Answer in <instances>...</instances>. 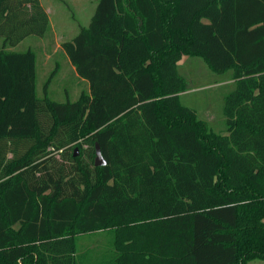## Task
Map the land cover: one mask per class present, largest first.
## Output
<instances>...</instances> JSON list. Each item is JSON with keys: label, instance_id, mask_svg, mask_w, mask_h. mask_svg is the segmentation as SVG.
Instances as JSON below:
<instances>
[{"label": "trees", "instance_id": "trees-1", "mask_svg": "<svg viewBox=\"0 0 264 264\" xmlns=\"http://www.w3.org/2000/svg\"><path fill=\"white\" fill-rule=\"evenodd\" d=\"M49 35L39 0H0V264H77L106 230L113 264L264 261V0H98L60 46L87 84L63 103L9 50ZM185 56L231 71L226 134L181 103Z\"/></svg>", "mask_w": 264, "mask_h": 264}, {"label": "rangeland", "instance_id": "rangeland-1", "mask_svg": "<svg viewBox=\"0 0 264 264\" xmlns=\"http://www.w3.org/2000/svg\"><path fill=\"white\" fill-rule=\"evenodd\" d=\"M80 1L58 0V4L61 6L58 7L59 14L53 17L54 21L61 24L62 16H69L70 23H73L75 18L78 17V9L82 5L89 6L90 3L93 4V0H86V2H83L84 4H80ZM76 3L78 9L75 5ZM81 18L85 19L83 16ZM58 23L56 25L54 24V26L58 27ZM71 26L73 27V25ZM81 27L85 26H79L75 36ZM69 30L70 28L64 31L65 37L70 35ZM58 32L60 33V31ZM49 38H45L43 43L38 42L35 45L33 40L36 38L28 37L9 50L15 52L32 50L34 52L36 57L35 91L37 98L43 99L44 96H47L49 99L58 103H63L67 99L71 101L76 100L80 92L87 89V85L75 77V72L67 62L68 59L64 57L60 47L64 39L58 38L55 44L53 36L51 39ZM1 44L2 42L0 40V49ZM47 51L50 56L48 60H46L47 58L44 55ZM185 58L183 61L181 60L182 62L179 63L178 68L179 74L184 78L187 89L180 97L181 103L193 110L198 119L208 123L211 130L216 134L224 135L226 127L224 121L222 119L219 121V118L222 116L223 98L233 90V85L228 83L231 79V71L216 74L211 72L199 57L185 56ZM56 68L57 70L54 74ZM52 73V81L47 87L46 82ZM249 85L254 88V82L249 83ZM207 114L210 116L213 115V117L215 116L216 119H211L212 121L208 120L204 116ZM112 239L113 233L111 230L79 236L77 238V264H113L116 254L112 248ZM246 264H264V261L251 260Z\"/></svg>", "mask_w": 264, "mask_h": 264}, {"label": "crops", "instance_id": "crops-1", "mask_svg": "<svg viewBox=\"0 0 264 264\" xmlns=\"http://www.w3.org/2000/svg\"><path fill=\"white\" fill-rule=\"evenodd\" d=\"M86 2V0H81L80 1V4L82 3V4H84L83 2ZM39 3H40V6L42 7V9L44 10V12L47 14V17H48V21H49V25H50V35H49V39H51L52 38V36H53V41L55 42V44L57 43V40H58V38H60V39H64L62 42H64V41H66V40H71L74 36H75V34H76V31H77V29L79 28V26H85V27H81V28H86V27H88V25L90 24V22H91V19H92V17H93V15H94V12H95V9H96V6H97V3H98V0H93V4H91L90 3V5L88 6H85V5H82L81 6V8L80 9H78V7H77V3L75 4L76 5V7H77V9H78V17L77 18H75V21H73V23H70V20H69V16H65V17H63L62 16V14H61V16H62V18H61V24H59L58 22H56V21H54V16H56V14H59V10H58V7H60L61 5L60 4H58V0H39ZM61 9V8H60ZM77 11V10H76ZM84 17L85 19H82L81 17ZM56 23H58V27H56V26H54V24L56 25ZM71 25H73V27L71 26ZM70 28V30H69V33H70V35L69 36H64V31L65 30H67V29H69ZM58 31H60V33L58 32ZM57 32V33H56ZM61 32H63V33H61ZM59 34V35H58ZM31 38H33V37H31ZM36 38V37H35ZM48 40V39H47ZM43 41H44V39L42 38H36L35 40H33V42L35 43V45L38 43V42H40V43H43ZM2 42V41H1ZM61 42V43H62ZM2 45V44H1ZM63 53V52H62ZM49 52L47 51L46 53H44V55L46 56V60H48V58L50 57L49 55ZM63 55H64V53H63ZM64 57L66 58V56L64 55ZM67 59V58H66ZM183 59H186L185 57H183L182 58V61H183ZM181 61V62H182ZM68 62V64L70 65V63H69V61H67ZM70 67L73 69V71H74V68L70 65ZM56 70H57V68H56ZM75 72V71H74ZM75 77L77 78V75L75 74ZM77 79H79V78H77ZM80 81H83V80H80ZM84 82V81H83ZM86 83V82H85ZM228 83H230L231 85H233V90L229 93V94H227L224 98H223V109H222V116L219 118V121H220V119H222V121H224V125H225V127L227 126L225 123H227L228 121H231V122H234V121H236L237 120V117H239L238 115L239 114H241V113H238V111H240L241 110V105H239L236 109H235V111L233 112V114H232V117H227L226 116V114H225V104H226V98L229 96V95H231V93L232 92H234L235 90H236V88H235V85H236V83L235 82H233L231 79L229 80V82ZM87 85V84H86ZM49 86V85H48ZM47 86V87H48ZM186 91H187V89H186ZM186 91H184L183 93H181L180 94V97L186 92ZM257 93V91H255V93L254 94H256ZM246 102V101H245ZM222 104V103H221ZM213 109V108H212ZM209 110V109H208ZM212 111V110H211ZM250 113V112H249ZM245 114V113H244ZM206 118H208V120H213L214 118L216 119V117L214 116L213 117V115L212 116H210V115H204ZM214 119V120H215ZM211 120V121H212ZM225 134H226V132H225Z\"/></svg>", "mask_w": 264, "mask_h": 264}, {"label": "water", "instance_id": "water-1", "mask_svg": "<svg viewBox=\"0 0 264 264\" xmlns=\"http://www.w3.org/2000/svg\"><path fill=\"white\" fill-rule=\"evenodd\" d=\"M75 156H76V154H75ZM105 165H106V162H105L104 158L101 155V151H100L99 146L96 144L95 145L94 166L95 167H102V166H105Z\"/></svg>", "mask_w": 264, "mask_h": 264}]
</instances>
